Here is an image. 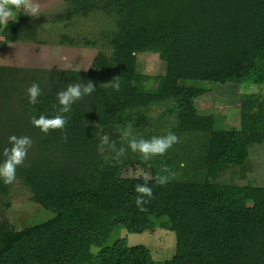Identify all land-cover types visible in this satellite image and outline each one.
I'll return each mask as SVG.
<instances>
[{"label":"trees","instance_id":"obj_1","mask_svg":"<svg viewBox=\"0 0 264 264\" xmlns=\"http://www.w3.org/2000/svg\"><path fill=\"white\" fill-rule=\"evenodd\" d=\"M82 1L118 13L110 48L100 50L87 71L0 64V152L12 135L32 139L15 181L26 186L42 215L22 229L0 221V264H264V106L250 105L239 128L217 129L211 115L197 113L204 88L180 83L236 81L247 64L264 60V0ZM13 12L0 25V41L34 42L38 20L22 9ZM147 51L158 53L165 74L137 71L136 54ZM116 76L119 91L100 86ZM87 80L96 90L71 105L63 130L44 134L31 124L33 116L58 112L56 93L67 83ZM34 82L41 95L32 105L26 90ZM168 99L177 104V125L151 126L140 116L132 127L145 139L173 132L179 143L148 162L130 150L118 160L102 158L101 136L120 147V130H113L122 121L119 111ZM180 162L195 167L199 182L156 185L163 167L175 171ZM131 169L152 175L153 197L143 212L134 187L146 178L125 176ZM10 185L0 180V197ZM248 198H255L252 205ZM79 208L110 232L142 233L158 224L174 233L175 251L156 261L146 246H129L124 238L102 245L78 235L66 219Z\"/></svg>","mask_w":264,"mask_h":264},{"label":"rangeland","instance_id":"obj_2","mask_svg":"<svg viewBox=\"0 0 264 264\" xmlns=\"http://www.w3.org/2000/svg\"><path fill=\"white\" fill-rule=\"evenodd\" d=\"M41 14L38 20V36L34 42H1L0 64L58 69L65 71H87L94 56L100 50L109 49L108 41L114 36L111 23L118 20L116 9H106L105 3L82 0H37ZM85 7V8H82ZM14 16V12H13ZM257 61V62H256ZM247 64L242 77L236 81L206 83L184 79L180 83L203 87L204 91L196 98L195 105L199 115L214 118L217 129L240 127L241 115L249 109L264 106V60ZM137 71L147 75L165 74V63L156 52H138L136 54ZM150 87V85H149ZM156 127H174L177 125V104L174 100L153 101L136 109H123L116 114L122 121L114 123L113 130L119 131L128 124H136L138 117ZM181 163V162H180ZM175 170L177 176L171 181L199 182V173L195 167L184 163ZM174 171V170H173ZM125 176H143L151 178L147 170L131 169ZM233 188L227 189L229 194ZM255 198H248L249 205ZM256 202V201H255ZM38 203L20 180L10 185L8 193L0 197V221L6 220L16 229L25 228L36 219L42 218ZM96 218L82 208L71 210L66 224L74 228L78 235L97 238L102 245L112 244L118 238H124L127 245H144L156 261L169 259L175 251V235L171 230L158 224L152 231L129 233L124 229L111 232L96 222ZM99 246H92L97 253Z\"/></svg>","mask_w":264,"mask_h":264},{"label":"clouds","instance_id":"obj_3","mask_svg":"<svg viewBox=\"0 0 264 264\" xmlns=\"http://www.w3.org/2000/svg\"><path fill=\"white\" fill-rule=\"evenodd\" d=\"M13 9H22L23 13L31 17H38L41 14L40 4L37 0H0V25H7L9 18L13 16ZM100 86L119 91L120 77L116 76ZM95 90L96 86L91 80L67 83L66 87L56 93V99L60 105L58 112L50 117L44 114H40L38 117L33 116L30 121L31 124L39 128L44 134H48L50 130H63L67 123V117L64 114L70 112L71 105L83 97L91 95ZM26 92L30 104L39 103L38 97L41 95L39 84L34 82L27 88ZM179 142L180 138L173 132L161 136H152L149 139L137 137L132 125L128 124L120 130V147H117V141L110 140V137L105 134L99 138L97 151L105 161L118 160L130 150L133 153H138L144 162H148L153 157L165 155L170 148ZM32 143V139L28 136L12 135L9 137L8 144L10 147H5L0 152V156L3 157L0 160V180L4 184L8 185L15 182L17 167L24 163ZM184 166V163L181 162L180 167ZM176 176L175 171L165 166L154 179L156 185L164 186ZM134 191L137 193L135 198L137 208L139 211H146L144 205L153 197V189L148 185L147 178L144 183L136 184Z\"/></svg>","mask_w":264,"mask_h":264}]
</instances>
